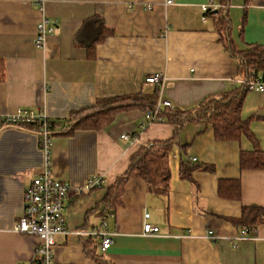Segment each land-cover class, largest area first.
I'll return each instance as SVG.
<instances>
[{
    "label": "crops",
    "instance_id": "0c3cea01",
    "mask_svg": "<svg viewBox=\"0 0 264 264\" xmlns=\"http://www.w3.org/2000/svg\"><path fill=\"white\" fill-rule=\"evenodd\" d=\"M168 1L45 0L39 9L31 0H0V61L5 67L0 118L27 110L60 122L100 99L150 95L156 88L158 104L168 101L173 109L189 110L211 95L240 87L239 60L225 49L215 20H203L201 6L208 0ZM218 4L226 7L236 49L264 45V0ZM94 16L114 33L90 59L75 36ZM43 17L55 21L56 28L46 46L37 47L34 39ZM157 73L165 78L163 86L146 83ZM145 114L126 111L104 129L53 138L52 173L74 187L65 202L69 234L56 239L53 264H96L84 250V236L87 226L100 230L103 223L114 235V244L103 253L113 264H264V223L254 240L233 243L241 230L233 220L243 208L264 209V170L240 167L241 153L256 146L245 136L219 140L210 124L190 123L179 132L180 145L170 153L167 195L153 194L142 179L131 178L114 214L104 221L87 216L141 147L173 137L175 127L164 121L140 128ZM241 116L252 118L250 130L264 152V92L247 93ZM123 135L135 140H123ZM190 158L200 167L184 179L181 163L193 164ZM207 165L214 170H204ZM40 172L38 136L0 123V264H25L40 245L38 237L15 231L25 192ZM96 178L102 185L88 192L85 187ZM234 179L240 181V197H220L219 180ZM146 213L159 234H142Z\"/></svg>",
    "mask_w": 264,
    "mask_h": 264
},
{
    "label": "trees",
    "instance_id": "16d2710c",
    "mask_svg": "<svg viewBox=\"0 0 264 264\" xmlns=\"http://www.w3.org/2000/svg\"><path fill=\"white\" fill-rule=\"evenodd\" d=\"M223 5H229L230 0H218ZM215 20L221 40L225 49L239 60L241 79L250 81L254 72L264 73V45L251 44L244 50H238L231 38V22L226 7L211 10L206 14ZM87 25L75 36V44L86 47L88 57L96 58V46L113 35V31L106 30L101 20L94 16L86 21ZM90 26V27H89ZM92 36V42L89 38ZM5 77V67L0 61V81ZM249 87L242 83L238 88L223 94H214L203 100L198 106L189 110L162 107L159 117L164 122L175 127L172 138L165 141H153L141 147L131 158V163L126 172L108 188L104 200L88 212L87 216L96 215L103 221L114 214L123 204L125 187L131 178L142 179L151 193L156 195H167L170 188L171 170L170 153L172 148L179 143V132L190 123H206L213 127L215 136L219 140L230 141L247 137L256 146L252 152H243L240 156V167L242 170H264V152L258 148V142L250 130L252 118L243 119L242 107ZM159 99V88L149 94L142 92L132 95H124L107 99H100L88 109L73 112L70 117L60 122L48 120V133L50 137H69L78 130H101L109 126L123 112L142 110L144 112L154 111ZM10 126V125H9ZM22 131L32 133L43 138L42 122L17 123L11 125ZM200 167L197 162L181 163V175L184 179L191 178V172ZM204 170L213 171V166H203ZM93 188L89 191L95 190ZM218 193L222 198L238 199L241 194L239 180H219ZM241 228L249 230L256 229L264 223V209L258 206L244 207L242 216L233 220ZM89 222L86 220V226ZM90 229V230H89ZM94 227L87 226V232L94 231ZM84 250L86 254L96 261V264H113L100 249V242L91 235L84 236Z\"/></svg>",
    "mask_w": 264,
    "mask_h": 264
},
{
    "label": "built area",
    "instance_id": "2783aa9c",
    "mask_svg": "<svg viewBox=\"0 0 264 264\" xmlns=\"http://www.w3.org/2000/svg\"><path fill=\"white\" fill-rule=\"evenodd\" d=\"M32 4L39 9L44 7L45 0H31ZM167 4H172L169 0ZM217 0H208L206 4L201 6L204 14L203 20L207 18V13L211 10L219 9ZM151 9V8H149ZM56 28V23L49 17H43L37 25V34L34 42L37 47H45L48 37L51 36ZM252 80L242 83L247 84L249 91L264 92V73L254 72ZM165 78L162 74H152L146 78V83L154 84L159 87L163 86ZM162 107L172 108L168 101L159 102L154 111H148L145 114L146 122L140 128L145 129L146 123H161L163 118L159 117V111ZM42 122L43 138L38 136V153L41 157V172L34 178L31 186L26 190L24 195L23 215L15 225V231L28 236H36L40 239V245L35 249L32 257L25 264H53L54 250L56 246V239L60 235L69 234L66 228V200L74 188L67 183L61 182L52 173V158L51 147L53 138L48 133V118L44 113L38 114L33 111L20 110L14 116H7L0 118V123L15 125L17 123H34ZM123 140L132 141L135 138L129 135H123ZM190 161L197 162L196 158H190ZM102 180L99 178L92 179L85 187L86 190L100 187ZM150 214L144 215L143 232L144 236H154L160 233L158 226L150 223L148 220ZM107 224L103 223L100 230H94L85 233L96 237L100 242V249L106 253L114 244V235L106 229ZM80 236L83 232L78 233ZM213 236V232L208 233ZM256 238V229L249 230L248 228H241L239 234L233 238V243L242 242L244 240H254Z\"/></svg>",
    "mask_w": 264,
    "mask_h": 264
}]
</instances>
